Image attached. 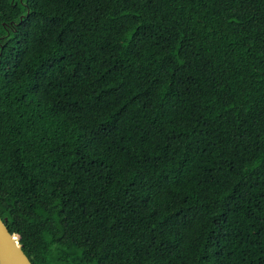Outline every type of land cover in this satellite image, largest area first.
<instances>
[{
	"label": "trees",
	"instance_id": "trees-1",
	"mask_svg": "<svg viewBox=\"0 0 264 264\" xmlns=\"http://www.w3.org/2000/svg\"><path fill=\"white\" fill-rule=\"evenodd\" d=\"M0 215L32 264H264V0H0Z\"/></svg>",
	"mask_w": 264,
	"mask_h": 264
},
{
	"label": "water",
	"instance_id": "water-1",
	"mask_svg": "<svg viewBox=\"0 0 264 264\" xmlns=\"http://www.w3.org/2000/svg\"><path fill=\"white\" fill-rule=\"evenodd\" d=\"M8 221L0 215V264H32L21 238L16 240L9 230Z\"/></svg>",
	"mask_w": 264,
	"mask_h": 264
},
{
	"label": "rangeland",
	"instance_id": "rangeland-1",
	"mask_svg": "<svg viewBox=\"0 0 264 264\" xmlns=\"http://www.w3.org/2000/svg\"><path fill=\"white\" fill-rule=\"evenodd\" d=\"M12 225H13V224H12ZM12 225H11V226H12ZM22 231H23V233H24V232L26 231V229H25V230H22ZM22 235H23V234H21V239H22Z\"/></svg>",
	"mask_w": 264,
	"mask_h": 264
},
{
	"label": "clouds",
	"instance_id": "clouds-1",
	"mask_svg": "<svg viewBox=\"0 0 264 264\" xmlns=\"http://www.w3.org/2000/svg\"><path fill=\"white\" fill-rule=\"evenodd\" d=\"M7 226H8V223H7ZM9 228V227H8ZM11 232H13V231H11ZM22 234V233H21ZM20 238H21V235H20ZM21 241H22V239H21ZM23 243V242H22Z\"/></svg>",
	"mask_w": 264,
	"mask_h": 264
},
{
	"label": "bare ground",
	"instance_id": "bare-ground-1",
	"mask_svg": "<svg viewBox=\"0 0 264 264\" xmlns=\"http://www.w3.org/2000/svg\"><path fill=\"white\" fill-rule=\"evenodd\" d=\"M15 238V237H14ZM16 239V238H15ZM16 240H18V239H16Z\"/></svg>",
	"mask_w": 264,
	"mask_h": 264
}]
</instances>
